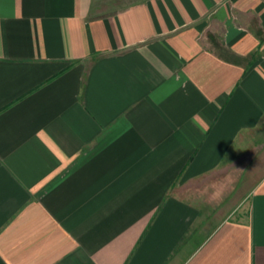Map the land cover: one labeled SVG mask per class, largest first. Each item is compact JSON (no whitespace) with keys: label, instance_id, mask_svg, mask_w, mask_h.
<instances>
[{"label":"crops","instance_id":"0c3cea01","mask_svg":"<svg viewBox=\"0 0 264 264\" xmlns=\"http://www.w3.org/2000/svg\"><path fill=\"white\" fill-rule=\"evenodd\" d=\"M0 264H264V0H0Z\"/></svg>","mask_w":264,"mask_h":264},{"label":"rangeland","instance_id":"374dc122","mask_svg":"<svg viewBox=\"0 0 264 264\" xmlns=\"http://www.w3.org/2000/svg\"><path fill=\"white\" fill-rule=\"evenodd\" d=\"M252 162H253L252 158L249 159V162H247V159H245V162L240 163V165L238 166L239 168L237 167L239 171L227 177L229 196L233 194V192L235 193V189H237L238 187L241 188V192H239L237 195L245 196L246 194H248L249 189L257 181V179L261 176V174H257L256 172L255 173L250 172L249 168H250V165H252ZM241 171H243V174L241 173Z\"/></svg>","mask_w":264,"mask_h":264}]
</instances>
